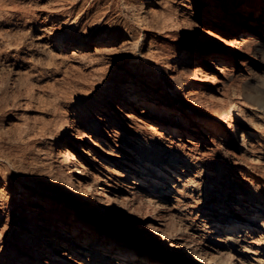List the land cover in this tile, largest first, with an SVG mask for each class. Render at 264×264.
Returning <instances> with one entry per match:
<instances>
[{
  "label": "bare ground",
  "instance_id": "bare-ground-1",
  "mask_svg": "<svg viewBox=\"0 0 264 264\" xmlns=\"http://www.w3.org/2000/svg\"><path fill=\"white\" fill-rule=\"evenodd\" d=\"M262 55L264 0H0V264H264V208L183 191L209 144L264 172Z\"/></svg>",
  "mask_w": 264,
  "mask_h": 264
},
{
  "label": "rangeland",
  "instance_id": "rangeland-1",
  "mask_svg": "<svg viewBox=\"0 0 264 264\" xmlns=\"http://www.w3.org/2000/svg\"><path fill=\"white\" fill-rule=\"evenodd\" d=\"M261 57H262V59H264V55H262ZM257 71H258V73L255 74V76L252 77V79L255 81L256 84L263 86L262 80H264V67L257 69ZM108 88H109V86H108ZM99 94H100V89L92 90L91 93L89 94L88 99L93 100L97 96H99ZM255 113L257 115L261 114L259 121H261V123L264 125V112L262 113V112H258V111H253V114H255ZM119 128H121L120 129L121 131L118 134L119 143L125 147L124 153L126 154V157H128L129 159L131 158L130 161H127V160L126 161L127 162L135 161L136 160L135 156L140 155V153H139V150L136 149L137 147L134 145V143L129 141L130 136H131L130 134L133 133L134 129L131 128L129 124L120 126ZM262 136L264 138V132H263ZM134 146H135V148H133ZM159 146L155 147V151H156L158 156L161 155L160 161L164 162V163L170 162L172 160V159L170 160V157L172 154L171 150H169L167 148V146L165 147L164 144L159 145ZM126 148H128V149H126ZM200 149H202V150H198L199 152H203V151H205L207 153L209 152L208 154L212 155L211 159L206 161V162H204V161L200 162L199 167L190 168V170H188L186 172V174H188L186 176V181H188L189 177H192V179H194V178L195 179H194V181H188V183H187L188 186H186L185 189L183 188V181L184 180L179 181L178 184H179L180 188H183L184 193H187V192L188 193H194L195 195H193L194 197H192V198L193 199L196 198L195 200H199L197 202H199L200 209L203 212V214L200 218L201 224L203 223L202 220L204 219V217L206 215L212 214L214 212H224V210L227 209L228 207L234 208V209H236V211H239V212L241 211L240 213L242 214V216H247L249 210L251 208H253V206L255 208H260V209L264 208V198H263L264 197V172H262L261 170L259 171V169H257V168H251V167H248L247 165H245L246 163L244 162V160L242 158H240L237 153H235L236 152L235 149H233V147L230 145L218 146V148H217V146H215L213 144H209L208 147L202 146V147H200ZM220 150H222V151H220ZM212 153H214V154H212ZM120 159L121 158H118V160H120ZM145 159L148 161L151 158L145 157ZM242 162H244V163H242ZM205 163H208V165L205 166ZM134 165H136V163ZM179 165H181V163ZM244 170H246V171H244ZM254 173H256V175ZM196 177L199 179H197ZM249 177L251 179H254L256 183L255 182L252 183ZM192 182H194V183L192 184ZM199 184H200V186H199ZM198 188H200V189H198ZM253 189H256L259 194L257 193V195L250 200L248 199V200L243 201L242 198L243 197L245 198L246 196L248 197V195H250L252 193ZM174 190L172 191L171 194H177V193H178L177 195L180 194L177 189H174ZM147 191L149 192L150 190L147 189L145 192L147 193ZM145 214H146L145 211L138 212L135 215H133L134 216L133 218L135 220H138V219H141V217H143ZM116 215H118V214H116ZM22 218L24 219L25 216L23 215ZM117 222H118L119 228L118 227L111 228L108 231V233L106 234L107 238L119 240L120 245L124 246V247L130 246V245H138V246L141 245L138 242L132 240L131 237L130 238L128 237V235H135L137 231L130 232V230L128 229V227L126 226V223L123 221L122 218L117 219ZM139 230H141V226L138 227V231ZM147 246H145V248L149 253L155 252V249L153 248V246H151V245H147ZM36 262L37 261L28 262L27 264H33V263L35 264Z\"/></svg>",
  "mask_w": 264,
  "mask_h": 264
}]
</instances>
